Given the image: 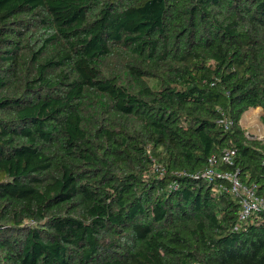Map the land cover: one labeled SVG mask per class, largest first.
<instances>
[{
	"label": "trees",
	"instance_id": "obj_1",
	"mask_svg": "<svg viewBox=\"0 0 264 264\" xmlns=\"http://www.w3.org/2000/svg\"><path fill=\"white\" fill-rule=\"evenodd\" d=\"M260 106L264 0H0V264H264L195 175L233 147L264 197Z\"/></svg>",
	"mask_w": 264,
	"mask_h": 264
},
{
	"label": "built area",
	"instance_id": "obj_2",
	"mask_svg": "<svg viewBox=\"0 0 264 264\" xmlns=\"http://www.w3.org/2000/svg\"><path fill=\"white\" fill-rule=\"evenodd\" d=\"M236 153L233 147L225 148L219 158L213 156L209 164L195 175L205 178L216 192L228 193L235 197L240 204L239 222H244L253 213L264 212V197L257 193L255 185H250L241 179L238 169L222 168V166H234ZM157 169L160 173L164 172L161 165H158Z\"/></svg>",
	"mask_w": 264,
	"mask_h": 264
},
{
	"label": "rangeland",
	"instance_id": "obj_3",
	"mask_svg": "<svg viewBox=\"0 0 264 264\" xmlns=\"http://www.w3.org/2000/svg\"><path fill=\"white\" fill-rule=\"evenodd\" d=\"M262 107L250 108L241 119V124L249 137L264 138V123L261 118Z\"/></svg>",
	"mask_w": 264,
	"mask_h": 264
},
{
	"label": "bare ground",
	"instance_id": "obj_4",
	"mask_svg": "<svg viewBox=\"0 0 264 264\" xmlns=\"http://www.w3.org/2000/svg\"><path fill=\"white\" fill-rule=\"evenodd\" d=\"M258 107H256V109H257Z\"/></svg>",
	"mask_w": 264,
	"mask_h": 264
}]
</instances>
